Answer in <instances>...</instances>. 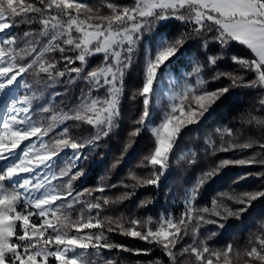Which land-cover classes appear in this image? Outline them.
<instances>
[{"label":"snow or ice","instance_id":"obj_1","mask_svg":"<svg viewBox=\"0 0 264 264\" xmlns=\"http://www.w3.org/2000/svg\"><path fill=\"white\" fill-rule=\"evenodd\" d=\"M105 6L110 12L108 15L82 0H0V110L3 112L0 119V161H11L0 170V264H48L49 257H54L57 264H116L113 259L103 257L102 250L123 246L110 242L105 230H118L122 235L160 245L171 264H176L173 250L187 234L189 223L195 219L197 228L199 222L217 223L203 215L194 216L191 200L199 187L214 179L223 165H264V160L257 158L264 156V136L261 139L250 137L243 144L229 141L228 147L222 145L220 150L258 146L261 151L246 160L222 161L216 169L202 173L197 186L189 190V206L178 221L172 216H161L158 227L153 229L151 218L147 221L130 218L128 226L122 218H101L104 206L110 201L106 197H93V193H103L105 187L101 185L76 192L73 186V181L83 175L81 171L73 170L85 158L80 149L86 144L72 138L67 127L50 141L46 142L45 138L57 125L69 120L96 129V135L89 143L110 134L119 117L125 74L132 67L146 34H152V44L145 54L144 81L138 91L144 107L136 122L140 127L130 132V138L138 136L144 127L149 126L151 100L161 70L177 56L188 38L182 34L170 42L167 36L158 37L153 30H158L161 21L174 18L190 24L197 37L207 31L205 49L210 38L219 45L220 52L216 56H208L203 64L195 65L188 74L195 76L196 86L185 83L179 91L170 94L169 105L160 124L152 128L155 146L150 156L144 158L147 165L166 169L183 128L205 119L212 106L229 92L228 87L209 91L204 87L207 81L203 72L226 58L231 45L239 44L248 51L247 56L231 57L232 63L241 71L218 72L213 80L227 76L232 87L264 90V0H133L131 6L105 0ZM82 10L95 15H89L87 20L81 19ZM24 23L39 24L40 27L38 30L30 28L22 36L10 33V29ZM57 53L59 59L54 58ZM100 54H103L102 63L87 70L89 59ZM48 56L53 58L49 60ZM61 63L63 70L58 68ZM246 73H252L253 78H246ZM29 74L33 75L35 83L44 87L63 82L67 77L68 83L81 81L85 88L77 98L78 103L67 110H57L52 102L34 107V102L39 99V89L34 90L25 82L24 78ZM20 88H24L26 94L18 95ZM102 90L106 93L104 97L99 95ZM259 104L264 108V97L260 98ZM246 122L264 132V118L249 114ZM223 135L233 137L234 133L227 129L222 138ZM23 142L27 144L21 149ZM69 148L74 151L73 160L67 168L61 169L58 177L53 172V161L62 150ZM258 175L264 177V174ZM131 178L146 185L159 183V175L140 179L131 174ZM57 179L63 183L54 184ZM85 195L93 197L96 202L86 203ZM128 195L124 194L118 200L123 201ZM221 196L244 205L235 212L230 208L219 211L216 209L221 204L214 198L211 214L226 219L224 212L227 216L243 214L253 201L264 197V191L221 193ZM101 199L103 203H100ZM76 205H83L81 216L72 220L68 213ZM199 211L208 213L209 209ZM33 217H39V222ZM61 228H74L75 231L69 234L68 231L62 232ZM40 238H43L42 243ZM200 243L202 248L194 243L183 248L182 254L191 253L198 264H214L211 257L216 258L215 264H232L230 253L237 258L246 256L245 264H255L256 261L264 264V236H258V246L254 245L244 253L235 250L232 244L223 250L211 251L203 241Z\"/></svg>","mask_w":264,"mask_h":264},{"label":"trees","instance_id":"obj_2","mask_svg":"<svg viewBox=\"0 0 264 264\" xmlns=\"http://www.w3.org/2000/svg\"><path fill=\"white\" fill-rule=\"evenodd\" d=\"M82 2L93 8H99L104 15L110 14L105 6V0H82ZM110 2L121 6L133 4V0H110ZM89 15L94 16L95 13L82 10L80 18L87 20ZM39 27V24L24 23L9 31L12 35L22 36L30 28L38 30ZM181 28L182 26L178 21L168 20L159 25L158 30L154 28L153 32L158 37L167 36L168 40L172 42L178 35L185 33L182 32ZM151 35L149 34V45L152 44ZM208 35L205 32L204 35L197 37L192 33H187L188 38L181 51L166 68L161 70L160 82L158 81L156 90H158L160 83H165L164 78L168 74L175 78V82L167 89L168 94L179 91L185 83L192 85L196 83L195 76L188 75L193 71V67L197 64H203L208 56H216L220 52L219 45L214 42H208V47L205 49L204 39ZM144 48V43H141L132 67L125 74L119 117L116 126L108 136L102 137L95 143H89L95 137L96 129L85 123L69 120L64 124L57 125L45 140L46 142L50 141L59 135L64 127H67L72 138L86 144L84 148L80 149L85 158L81 159L79 167L73 170V172L81 171L83 175L73 181V186L76 192L96 189L101 185L105 187L106 191L103 193H93V197H106L110 201L108 205L104 206L101 218L104 216L122 218V222L126 226H128L130 218L141 221H147L148 218H151L153 223L150 226L156 228L161 216H172L178 221L185 214L186 208L189 206V190L197 186V180L202 173L216 169L222 161L246 160L254 153L261 151L258 146L250 149L236 147L227 151L220 149L222 145L227 148L229 141L243 144L250 137L261 139L264 136L262 130L246 122L249 114L264 118V108L259 104L260 98L264 97V90L232 87V82L227 76L213 80V76L218 72L241 71L238 65L232 63L231 57L247 56L248 51L239 44L231 45L226 58L219 60L215 67L205 68L203 72V78L207 81L204 87L209 91L228 87L229 92L212 106L210 114L205 119L183 128L167 162V171L164 169L156 170L147 165V161L144 159L151 154L154 143L148 128L144 127L140 134L134 138H130L129 135L135 128L140 127L136 122L141 115L139 101L142 98L136 92L142 88L144 81V76L138 69ZM46 58L51 60L53 57L48 56ZM54 58L59 59V54L57 53ZM102 61L103 54L91 57L87 70L95 69ZM76 66H80L78 62ZM63 67L62 63L58 65L60 70H63ZM245 75L248 79L253 78L252 73ZM24 79L34 90L39 89V99L34 102V107L52 102L57 110H67L78 103L77 98L80 96L81 90L85 88L81 81L75 84L68 83L67 77L63 79V82L49 87L35 83L32 74L25 76ZM24 94H26V90L20 88L18 95ZM99 95L104 97L106 93L102 90ZM227 129H231L234 136L223 135L222 138L223 132ZM217 130H221V132ZM210 143L211 147L209 146ZM73 156L74 151L72 149H64L53 161L55 165L53 172L58 177L61 169L69 166ZM257 158L264 160V156ZM3 163L4 161H0V170ZM131 174H135L140 179L155 178L156 175H159V183L158 185L141 184L132 179ZM258 174H264V165L229 163L219 167V173L215 178L199 187L197 195L191 200L193 214L194 216L203 215L217 221V223L199 222L200 226L197 228V221L193 219L188 225L187 234L183 235L182 240L173 250L176 254V264H180V258L184 256L179 254L181 246L188 247L195 243V246L202 248L201 241L211 251L223 250L227 245L232 244L235 250L244 253L246 250H250L252 246H258L256 238L264 236V197L253 201L251 207L239 216H227V213L224 212L227 218L222 219L220 216L211 214L214 198L221 204V207L216 209L219 211L230 208L235 212L244 207V205L222 197L221 193L242 194L264 191V177ZM242 177L243 179H241ZM53 183L59 185L63 182L57 179ZM124 194H129L128 198L119 201L118 198ZM93 197L85 195L83 199L86 203H95ZM100 203H103L102 199ZM82 208L83 205H76L69 210L68 214L72 220L81 216ZM203 208H208L209 212H200L199 210ZM84 215L87 216L86 211ZM39 219V217H33V220L37 222ZM49 219L54 218L49 217ZM221 224L224 226L220 227ZM112 226L115 227L114 224ZM61 231H68L71 234L75 229L61 228ZM92 231L98 230L93 229ZM50 233L51 230L48 234ZM105 234L110 242L123 246L122 248L102 250L103 257L113 259L116 264H171L169 257L160 245L122 235L118 230L114 232L105 230ZM42 240L43 238H40L41 243ZM52 247L54 248L55 245ZM230 259L232 264H245V261L248 260L246 256L237 258L233 253H230ZM38 260H40L39 257ZM48 264H56L55 258L49 257ZM255 264H260V262L256 261Z\"/></svg>","mask_w":264,"mask_h":264},{"label":"rangeland","instance_id":"obj_3","mask_svg":"<svg viewBox=\"0 0 264 264\" xmlns=\"http://www.w3.org/2000/svg\"><path fill=\"white\" fill-rule=\"evenodd\" d=\"M170 20H176V21H178L181 24V26H182V28H181L182 29V32H185V33H182V34L187 35V33H190V34L192 33V28L191 29H188V26H187L188 24L186 26H184L183 25L184 23H182L178 19H174L173 18V19H170ZM167 21L168 20L161 21L159 25H161V24H163V23H165ZM205 32H207V31H205ZM182 34L178 35L176 38L180 37ZM174 41H172V42H174ZM149 42H150L149 34H146V38L142 41V43H144V47L145 48L142 51V54H141L142 56H141V59H140L139 64H138V69L141 71V74H143V76H144V66H145V59H146V55L145 54H146V51L148 50V48L150 46L149 45ZM208 42H211L212 43V41H211L210 38H209V41ZM152 52L154 54V52H155V48L154 47L152 48ZM164 79H165V83L164 84H161L160 83V86H159L158 90H156V92L152 96V100H151V113H152V115H151V119L149 121V126L147 128H148V130H149V132L152 135L153 140H154L153 150H154V146H155V138H154V135L152 133V128H154V127H156V126H158L160 124L161 117L163 116L165 110L168 108V105H169V96H170V94H168V90L167 89H169L170 85L173 82H175V78L173 76H171L170 74L166 75ZM193 86H196V83ZM18 93H19V90H18ZM136 93L138 94V92H136ZM187 104H188V101L185 102V106L186 107H187ZM143 107H144L143 100H140L139 101V109H140L141 113L143 111ZM192 107L193 108L196 107L194 103L192 104ZM177 115H178V113H177ZM2 116H3V112H2V110H0V119H2ZM35 142L37 144L39 143L38 141H35ZM26 144H27V142H23V144L21 145V149ZM17 151L20 152L19 149ZM10 162L11 161H4V163L1 165V170L6 166L7 163H10ZM155 169L157 170V169H160V168H159V166H156ZM39 171L44 172L45 170L40 169ZM164 171H167V168ZM48 174L51 175V173H48ZM153 229H155V228H153ZM183 248H186V246H181V249H179L180 256L184 255V256H182L180 258V262L183 263V264H198V262L195 260V256L192 255L191 253H183L182 254L181 250ZM211 258L213 259L214 264H215L216 258L215 257H211ZM56 264H57V262H56Z\"/></svg>","mask_w":264,"mask_h":264},{"label":"built area","instance_id":"obj_4","mask_svg":"<svg viewBox=\"0 0 264 264\" xmlns=\"http://www.w3.org/2000/svg\"><path fill=\"white\" fill-rule=\"evenodd\" d=\"M168 20H170V19H168ZM191 28H192V26L190 24H188V29H191Z\"/></svg>","mask_w":264,"mask_h":264},{"label":"bare ground","instance_id":"obj_5","mask_svg":"<svg viewBox=\"0 0 264 264\" xmlns=\"http://www.w3.org/2000/svg\"><path fill=\"white\" fill-rule=\"evenodd\" d=\"M183 25L186 26L187 24L184 23ZM187 26H188V25H187Z\"/></svg>","mask_w":264,"mask_h":264},{"label":"water","instance_id":"obj_6","mask_svg":"<svg viewBox=\"0 0 264 264\" xmlns=\"http://www.w3.org/2000/svg\"><path fill=\"white\" fill-rule=\"evenodd\" d=\"M164 170H166V169H164Z\"/></svg>","mask_w":264,"mask_h":264}]
</instances>
